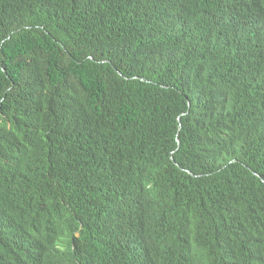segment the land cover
I'll list each match as a JSON object with an SVG mask.
<instances>
[{"label": "trees", "instance_id": "16d2710c", "mask_svg": "<svg viewBox=\"0 0 264 264\" xmlns=\"http://www.w3.org/2000/svg\"><path fill=\"white\" fill-rule=\"evenodd\" d=\"M252 1L0 0V264L27 225L48 264H264Z\"/></svg>", "mask_w": 264, "mask_h": 264}, {"label": "clouds", "instance_id": "9594fccd", "mask_svg": "<svg viewBox=\"0 0 264 264\" xmlns=\"http://www.w3.org/2000/svg\"><path fill=\"white\" fill-rule=\"evenodd\" d=\"M252 6L254 9H264V2L261 1L256 5L255 2L252 1ZM12 21H14L13 18ZM254 23L258 28L264 31V12L259 15H254ZM218 25L219 24H212L208 13L202 11L201 34L204 36L202 44H204L205 56H218L219 53H221L216 39L218 38L217 36L225 37L227 34L224 27H218ZM89 57L91 58L92 56L90 55ZM106 61L107 60L101 62L104 63ZM117 72L120 73L118 70ZM109 79L114 81V78L109 77ZM80 228L81 223L78 229L72 233L73 237H80ZM64 236L71 242V236L68 235L65 229L59 236L54 237L52 240L44 229L28 225L24 226L19 234L12 236V264H48L52 255V250H57L56 241ZM187 258L184 252L180 250L176 251L178 264H184Z\"/></svg>", "mask_w": 264, "mask_h": 264}]
</instances>
